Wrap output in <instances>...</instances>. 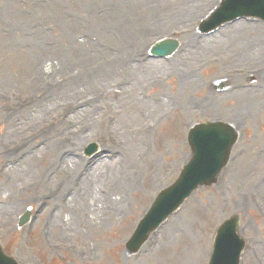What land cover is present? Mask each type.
I'll return each mask as SVG.
<instances>
[{
  "label": "rangeland",
  "instance_id": "obj_1",
  "mask_svg": "<svg viewBox=\"0 0 264 264\" xmlns=\"http://www.w3.org/2000/svg\"><path fill=\"white\" fill-rule=\"evenodd\" d=\"M219 1L0 0L6 255L18 264H208L217 229L235 217L247 242L241 264H264V215L254 209H264V105L237 107L244 95H212L210 86L264 73V61L246 60L245 51L264 34L234 26L203 40L196 61L187 54ZM164 38L184 46L169 59L146 60ZM205 92L214 101L211 119L240 135L231 160L130 256L137 223L190 159L187 126L211 120ZM91 142L100 153L86 159ZM27 208L33 219L17 230Z\"/></svg>",
  "mask_w": 264,
  "mask_h": 264
},
{
  "label": "water",
  "instance_id": "obj_2",
  "mask_svg": "<svg viewBox=\"0 0 264 264\" xmlns=\"http://www.w3.org/2000/svg\"><path fill=\"white\" fill-rule=\"evenodd\" d=\"M230 3L232 6L229 5V10L233 9L232 12L238 4H244L255 10L254 13L264 15V0H231ZM223 137L224 134L219 129L207 128L200 130L199 135L193 138L195 149L201 153L198 152L191 168L186 169L187 176L183 175L176 187L159 197L150 215L142 224L145 229H152L168 211L175 209L184 198L185 192L190 191L197 184L206 183L209 179L212 181L213 175L221 166V153L226 145L225 137ZM171 197L173 198L170 199ZM234 239L231 228L230 231L225 230L218 236L212 264H224L227 260V264H230L229 258L235 259L238 256L234 250ZM0 264L13 263L0 256ZM232 264H235L234 260Z\"/></svg>",
  "mask_w": 264,
  "mask_h": 264
},
{
  "label": "bare ground",
  "instance_id": "obj_3",
  "mask_svg": "<svg viewBox=\"0 0 264 264\" xmlns=\"http://www.w3.org/2000/svg\"><path fill=\"white\" fill-rule=\"evenodd\" d=\"M264 29V27H261ZM255 42V41H254ZM256 43H259V44H253L252 45V49H258V50H261L262 52L260 53V55L258 56V58L261 60V61H264V43H261V42H256ZM235 78H232L231 80V85H233V89L232 91H235ZM263 84V81L262 82H259L257 86H247V87H242L239 89V91L237 92H233V93H240V90H241V93L242 95H244V98L245 99H248V101H245L244 102V105H248L250 106L249 107V110L251 111L252 109H255V108H258V109H262L263 107V98H264V84ZM241 86V85H239ZM207 97H209L207 95ZM210 98V97H209ZM249 99L252 101V100H256L255 102L253 103H249ZM205 103L207 105V107L211 108V103L209 101V99H206L205 100ZM234 172L232 170H230L228 172V174H233ZM172 221H178V219H174Z\"/></svg>",
  "mask_w": 264,
  "mask_h": 264
}]
</instances>
